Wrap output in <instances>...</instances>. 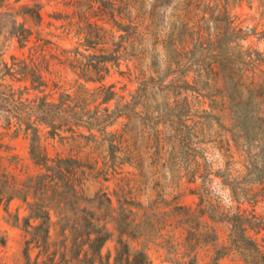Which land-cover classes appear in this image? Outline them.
I'll return each instance as SVG.
<instances>
[{"label":"rangeland","instance_id":"374dc122","mask_svg":"<svg viewBox=\"0 0 264 264\" xmlns=\"http://www.w3.org/2000/svg\"><path fill=\"white\" fill-rule=\"evenodd\" d=\"M104 1L6 0L0 7L2 167L22 180L39 172L20 118L34 122L32 108L43 97L47 103H59L60 95L87 98L84 108L98 115L134 102L105 133L77 128L69 140L61 137L72 133L51 137L50 128L40 125L41 144L52 159L95 166L87 170L90 197L100 191L114 207L133 204L146 226L131 244L146 249L149 264H249L230 245L231 225L222 217L264 222V181L251 173L264 145V0ZM224 11L228 22L216 20ZM20 27L28 32L23 43ZM183 27L194 33L195 41L181 40L195 49L191 59L175 54ZM227 28L224 57L212 65L217 76H207L197 61L207 39L215 43ZM89 63L100 70L82 76L79 66ZM25 65L35 67L45 85L1 76L6 66ZM103 88L116 93L108 104L91 97ZM241 112L250 114L246 128ZM27 215L19 199L1 203L0 264H24ZM246 236L258 244V264H264V229ZM116 248L114 236L103 255L113 261ZM220 250L226 255L215 259Z\"/></svg>","mask_w":264,"mask_h":264},{"label":"trees","instance_id":"16d2710c","mask_svg":"<svg viewBox=\"0 0 264 264\" xmlns=\"http://www.w3.org/2000/svg\"><path fill=\"white\" fill-rule=\"evenodd\" d=\"M6 0H0V7ZM103 3H106L103 0ZM24 10H27L24 8ZM216 20L228 22V13L224 11ZM20 32V43L28 39V32L23 27ZM125 32L128 29L124 30ZM217 40L211 43L207 39V48L203 49L205 54H200V66L207 72V76H217L212 65L218 59L224 57L225 46L228 47L229 30H220L216 34ZM19 37V36H18ZM182 37L192 38L195 41L193 31H188L186 27L179 32V47L175 50L176 56L180 59H191L196 55L195 49H188L186 43L181 42ZM122 38V37H121ZM124 38V37H123ZM200 40L202 39L199 37ZM198 38V39H199ZM194 43V48L198 45ZM217 51V52H216ZM216 52V53H214ZM156 58V57H154ZM156 60V59H155ZM210 60V61H208ZM180 64H178L179 66ZM18 67V66H17ZM190 66L183 73L190 70ZM82 76H87L89 71H99L98 63H89L80 67ZM169 73L171 67H168ZM35 67L25 65L15 69L6 66V72L1 76H23L31 79L32 84L39 82L41 77L37 74ZM186 76V75H185ZM186 85H188L185 82ZM12 90V89H11ZM15 92L14 90L12 93ZM88 93V92H86ZM14 94V93H13ZM102 96V104H108L115 99L116 93L111 88L101 89L96 96ZM69 102V103H66ZM87 98L71 97L70 95H60L59 103H47L44 97L33 109L35 121L22 122L24 133L31 141L30 155L35 166L39 167V172L19 179L11 171L2 167L1 161L4 156L0 146V205L19 199L27 206L28 215L23 219L22 230L25 233L24 264H149V256L146 249H136L132 242L140 240L145 235L144 228L146 222H139V212L135 211L133 204L123 205L121 202L114 207L111 198L100 191L93 196H89L86 189L88 173L93 171L95 166L88 164L77 158H50L47 150L41 144L40 125L50 128L48 134L51 137L60 136V132H70L71 137H61L62 139L75 140L77 128L97 130L105 133V129L117 118L131 112L134 102L121 105L117 103L115 109L110 114L98 115L90 113L84 108L87 105ZM109 111L108 108L105 109ZM31 114V113H30ZM12 118L19 116L11 114ZM250 114L241 112L239 119L244 128L247 126ZM19 120V119H18ZM262 123L264 120L260 119ZM79 137L85 138L80 134ZM251 173L255 181H264V145L261 147L259 160L252 164ZM188 210L186 208H177ZM231 225V243L240 255L249 264H258L263 259L258 244L246 236L249 230H263V220L256 217L249 219L243 215L224 216ZM55 230V237L52 230ZM114 236H117V248L113 261L111 256L103 255V248ZM216 239V238H215ZM37 251L35 258L31 252ZM226 255L222 250L215 253V259H220ZM195 260H192L194 262Z\"/></svg>","mask_w":264,"mask_h":264}]
</instances>
